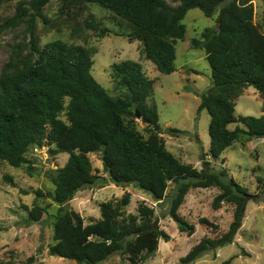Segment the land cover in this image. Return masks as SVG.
Segmentation results:
<instances>
[{"label": "trees", "instance_id": "trees-1", "mask_svg": "<svg viewBox=\"0 0 264 264\" xmlns=\"http://www.w3.org/2000/svg\"><path fill=\"white\" fill-rule=\"evenodd\" d=\"M49 1H21L16 15L0 25V29L17 27L29 16L32 47L22 60L16 53L0 72V158L21 167L30 162L26 154L31 147H55V151L69 154L65 165L54 171V191H36L37 198L47 195L59 205L54 215L56 242L49 245V254L79 264H101L121 253L130 264H146L156 255L160 240L170 239L160 228L154 207L142 203L138 215L126 214L123 207L129 204L130 193L116 204L101 203V218L85 224L70 201L81 189L108 182L134 184L160 203L167 198L170 183H174L166 216L170 215L179 230L189 236L196 225L179 211L187 193L194 187L217 186L220 192L213 206L220 207L224 202L235 206L230 228L219 239L202 238L182 262L193 263L207 251L231 243L254 195L226 168L216 169L204 159L206 167L197 169L165 147L159 135L163 129L154 99L155 80L147 76L140 62L124 60L112 65L115 88L121 91L113 95L93 75V51L89 47L56 39L40 49L35 21L38 16L46 21L43 9ZM84 1L98 3L126 21L128 39L141 41L146 58L166 74L176 71V45L185 38L187 26L183 19L187 12L199 8L206 16L217 14L219 25L206 27L200 38L191 41L194 48L206 52L214 89L230 92L254 86L264 93V30L254 22L252 0H178L177 6L166 0ZM91 18L88 26L97 29V22ZM98 29L103 35L110 31L107 27ZM204 109L211 116L213 158H219L238 139L264 138V115L236 116L225 95L202 94L197 113ZM136 110L150 132L148 138L137 129ZM232 123L238 124L232 129ZM92 151L102 153L107 176L94 171L88 156ZM43 211L35 204L30 218L39 220ZM200 221L216 227L207 218ZM28 261L34 262V257ZM230 263L231 259L223 262ZM0 264L16 263L8 260Z\"/></svg>", "mask_w": 264, "mask_h": 264}, {"label": "rangeland", "instance_id": "rangeland-1", "mask_svg": "<svg viewBox=\"0 0 264 264\" xmlns=\"http://www.w3.org/2000/svg\"><path fill=\"white\" fill-rule=\"evenodd\" d=\"M21 1L29 0H0V25L16 15ZM166 1L172 6L180 4L178 0ZM251 2L254 22L264 30V0ZM43 12L46 21L40 16L35 21V37L40 49L56 39L89 47L93 51L92 73L113 95L121 94V91L115 88L112 65L124 60L140 62L147 76L155 80L154 99L163 129L159 135L165 147L179 160L197 169L206 167L204 159L216 169L226 168L230 176L254 195L247 203L245 217L234 240L207 251L190 264H223L229 259L230 264H264V138L238 139L219 158H213L209 135L211 116L205 109L197 113L201 95L210 94L225 95L232 103L236 116L264 115V93L254 86L230 92L214 89L205 50L192 46V39L200 38L206 27L217 25V14L206 16L199 8L187 12L183 19L187 32L176 45V71L166 74L146 58L141 41L131 42L128 39L126 21L102 5L84 0H50ZM91 16L98 28L107 27L110 31L103 35L98 28L89 27ZM28 18L26 16L17 27L0 29V72L5 64L14 60L16 53L22 60L31 51ZM36 57L34 52L33 58ZM62 118L66 119V116ZM137 120V129L148 138L150 132L146 125L141 118ZM237 124L232 123L229 127L233 129ZM171 128L178 131H171ZM26 155L30 162L21 167L12 166L0 158V262L79 264L75 260L49 254V245L56 242L54 215L59 205L47 195L36 197L38 189L44 193L54 191V171L65 165L69 154L55 151V147L37 146L31 147ZM88 156L94 171L107 176L102 153L92 151ZM174 188L171 182L167 198L160 203L134 184L122 186L108 182L81 189L69 204L84 217L85 224H89L101 218V203L111 201L116 204L126 193H130V202L123 207L126 214L138 215L142 203L154 207L160 228L170 235L168 241L160 240L156 255L146 264H183L182 258L202 238L219 239L227 233L234 218L235 206L230 202H224L217 208L213 206L214 198L220 192L217 186L191 188L179 209L189 222L196 225V231L189 236L179 230L170 215L166 216ZM35 204L44 208L37 221L30 218ZM201 218H207L216 227L203 224ZM32 256L34 262L30 263L28 259ZM126 257L116 253L101 264H130Z\"/></svg>", "mask_w": 264, "mask_h": 264}, {"label": "water", "instance_id": "water-1", "mask_svg": "<svg viewBox=\"0 0 264 264\" xmlns=\"http://www.w3.org/2000/svg\"><path fill=\"white\" fill-rule=\"evenodd\" d=\"M219 25V23H217V26ZM135 114H136V117L138 118V119H140L141 118V115H140V113L136 110L135 111Z\"/></svg>", "mask_w": 264, "mask_h": 264}]
</instances>
